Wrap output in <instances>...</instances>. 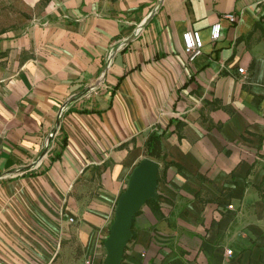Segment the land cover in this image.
Instances as JSON below:
<instances>
[{"label":"crops","instance_id":"1","mask_svg":"<svg viewBox=\"0 0 264 264\" xmlns=\"http://www.w3.org/2000/svg\"><path fill=\"white\" fill-rule=\"evenodd\" d=\"M6 6L0 264H102L116 200L152 134L157 199L134 216L121 264H264V0ZM188 30L203 44L191 62ZM72 246L81 255L63 256Z\"/></svg>","mask_w":264,"mask_h":264},{"label":"water","instance_id":"2","mask_svg":"<svg viewBox=\"0 0 264 264\" xmlns=\"http://www.w3.org/2000/svg\"><path fill=\"white\" fill-rule=\"evenodd\" d=\"M158 163L144 157L133 168L124 190L118 196L113 219L103 242L105 256L102 264H121L125 247L132 239L135 214L149 200L156 201Z\"/></svg>","mask_w":264,"mask_h":264},{"label":"built area","instance_id":"3","mask_svg":"<svg viewBox=\"0 0 264 264\" xmlns=\"http://www.w3.org/2000/svg\"><path fill=\"white\" fill-rule=\"evenodd\" d=\"M157 9H158V5L154 7V11ZM223 18L231 23L235 22V16L233 14L223 15ZM139 33H140V27H137L135 30V35H138ZM220 33H221V26L219 23H215L211 25L210 30H209L210 41L216 42L220 38ZM181 40H182L183 51L187 57V61L191 62L194 58H196L197 56L201 54L203 44H202V40H201V37L198 31H193V30L185 31L181 36ZM112 57H113V53L107 54L106 69L109 67ZM237 72L239 74H245V70L243 68H238ZM99 85L100 83L96 82L95 86L91 88L93 89L96 87L98 88ZM53 137L54 135H50L49 140L46 141L45 143L46 150H50ZM69 222H73V219L70 218ZM231 253H232L231 250L229 249L225 250V255L230 256ZM85 264H90V260H87Z\"/></svg>","mask_w":264,"mask_h":264},{"label":"trees","instance_id":"4","mask_svg":"<svg viewBox=\"0 0 264 264\" xmlns=\"http://www.w3.org/2000/svg\"><path fill=\"white\" fill-rule=\"evenodd\" d=\"M161 153H162V149H161L160 137L154 134L150 135L147 141L145 142V146H144L145 157L158 161L161 158ZM155 202L156 201L154 200H149L146 202L145 205H152ZM138 212L135 214V216L138 214Z\"/></svg>","mask_w":264,"mask_h":264},{"label":"rangeland","instance_id":"5","mask_svg":"<svg viewBox=\"0 0 264 264\" xmlns=\"http://www.w3.org/2000/svg\"><path fill=\"white\" fill-rule=\"evenodd\" d=\"M14 1H19L20 2V0H14ZM6 2H7V0H0V12L3 13V14L6 13L5 12L6 9H8L10 7V6H6ZM8 2H10V0H8ZM14 10L17 11L16 8ZM71 249H72V252H70L68 248L67 249L65 248L63 251L61 249L62 255L63 256L64 255H81L80 251L77 250L75 246H72Z\"/></svg>","mask_w":264,"mask_h":264}]
</instances>
